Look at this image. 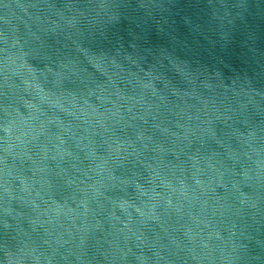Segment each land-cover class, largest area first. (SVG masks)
<instances>
[{"label":"water","instance_id":"1","mask_svg":"<svg viewBox=\"0 0 264 264\" xmlns=\"http://www.w3.org/2000/svg\"><path fill=\"white\" fill-rule=\"evenodd\" d=\"M0 264H264V0H0Z\"/></svg>","mask_w":264,"mask_h":264}]
</instances>
